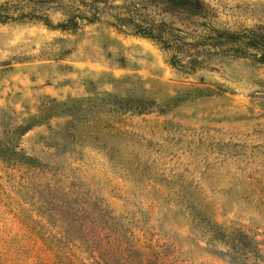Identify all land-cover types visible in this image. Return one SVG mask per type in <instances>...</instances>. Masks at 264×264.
I'll return each mask as SVG.
<instances>
[{
    "label": "rangeland",
    "instance_id": "rangeland-1",
    "mask_svg": "<svg viewBox=\"0 0 264 264\" xmlns=\"http://www.w3.org/2000/svg\"><path fill=\"white\" fill-rule=\"evenodd\" d=\"M202 1L0 0V264H264V66L212 39L264 0Z\"/></svg>",
    "mask_w": 264,
    "mask_h": 264
},
{
    "label": "trees",
    "instance_id": "trees-1",
    "mask_svg": "<svg viewBox=\"0 0 264 264\" xmlns=\"http://www.w3.org/2000/svg\"><path fill=\"white\" fill-rule=\"evenodd\" d=\"M158 4L166 6L171 11H179L190 14L192 16H198L201 18L210 15V8L202 0H159ZM5 6H0V23H6L9 21H21L23 19H36L35 16H28L27 14H20L19 16H12L9 12L5 11ZM32 17V18H30ZM85 19V18H84ZM89 23L94 21L95 18L85 19ZM46 26L50 27V24L45 23ZM60 30L75 29L77 23L73 18L68 19L66 22L57 26ZM136 34L156 40L160 44L166 45L168 42L165 40L166 30L163 29L162 24H143L134 26ZM215 37L212 39L220 38L225 36L226 39L232 41V43L245 44L247 48H251L258 56V62L264 66V28H257L256 30H248L243 33L230 34L222 32L220 34H214ZM217 35H220L219 37ZM243 47L237 46V48L230 49L236 53H243ZM244 54V53H243ZM242 54V55H243ZM42 116L31 117L28 120L27 126L23 127L21 131L28 130L30 127L42 122ZM21 157L17 152L14 151L12 144L7 139H0V158L5 162H10L16 158Z\"/></svg>",
    "mask_w": 264,
    "mask_h": 264
}]
</instances>
